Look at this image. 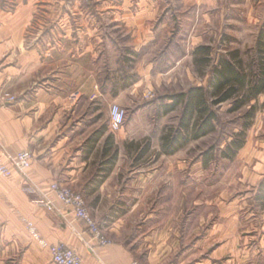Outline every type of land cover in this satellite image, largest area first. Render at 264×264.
Segmentation results:
<instances>
[{"label":"crops","instance_id":"0c3cea01","mask_svg":"<svg viewBox=\"0 0 264 264\" xmlns=\"http://www.w3.org/2000/svg\"><path fill=\"white\" fill-rule=\"evenodd\" d=\"M233 14L253 20L264 14V0H0V97H15L0 107V154H33L28 171L0 178V264H54L27 222L50 246L77 251L83 264H233L217 259L238 248L243 255L249 247L253 255L264 251L263 228L240 230L246 199L200 205L198 194L172 197L185 168L162 158L178 152L161 149L159 165H151L149 132L136 149L131 124L117 132L110 126V108L123 105V95L138 106L158 58L173 61L169 72L191 62L197 84L190 89L207 88L214 54L202 65L195 50L213 48ZM186 42L192 53L173 56L171 47ZM53 183L84 197L110 245L96 246L50 193ZM185 202L195 203L188 214Z\"/></svg>","mask_w":264,"mask_h":264},{"label":"rangeland","instance_id":"374dc122","mask_svg":"<svg viewBox=\"0 0 264 264\" xmlns=\"http://www.w3.org/2000/svg\"><path fill=\"white\" fill-rule=\"evenodd\" d=\"M252 19L240 14L232 15L231 26L226 27L215 39L212 48L215 63L220 57L228 56L235 51H238L239 57L245 61L246 65L252 63L255 59L258 27L264 19V14L253 15ZM171 51L173 56L179 57L192 53V47L186 42L184 45L172 46ZM168 58L162 60L158 58L152 72L154 79L149 77L148 80H145L144 86L140 89L137 107L132 105L131 101L134 98L130 95H123V105H119L127 114L124 126L128 123L131 124L130 134H133L134 139L138 140L137 143L135 142L136 149L137 146L140 147L145 143V139L149 138L143 139V136L150 133L148 146H150L151 153L149 156L151 165L155 166L159 165L161 140L164 136L174 134L173 132L179 126L183 111V107L179 106L174 112L168 115L163 114V106L168 102L165 98L171 94L187 92L190 87L197 84V81L191 78V67L193 66L191 62L183 63L177 69L174 68V71L169 72L175 64ZM206 72L207 69L201 68L200 78L205 76ZM155 73H160L162 76L157 79ZM132 76L135 75H128L131 81L133 80ZM118 80L119 78H114V81ZM134 80L141 81L137 76ZM253 105L257 106V113L251 121L252 125L242 136L243 125L248 121L246 113ZM232 106L233 103L228 102L215 108L218 119L214 133L198 141H192L178 151V154L167 156V159L162 158V162L165 161L167 166L183 165L185 168L184 185L179 187L176 192L169 191L168 193L172 194V197L177 195L178 198L183 197L184 200H194L198 194L200 205L214 200L231 199L234 202L236 199H246L247 206L242 214L245 213L247 219L242 216L240 230L251 234L261 228L264 229V203L257 199L260 183L264 179V94L238 111L230 112ZM239 138L245 140L244 147L235 158H226L225 152H227L228 145ZM141 141L143 142L141 143ZM148 160L149 157L145 161ZM130 163L129 159L125 160L124 164L127 166ZM193 205L195 203L185 202L183 204L187 209V214L193 211ZM171 209L173 213H176L179 207H171ZM242 250L241 248L233 250L231 255L221 257L217 259V262L264 264V251L253 255V249L249 247L247 254L243 255Z\"/></svg>","mask_w":264,"mask_h":264},{"label":"trees","instance_id":"16d2710c","mask_svg":"<svg viewBox=\"0 0 264 264\" xmlns=\"http://www.w3.org/2000/svg\"><path fill=\"white\" fill-rule=\"evenodd\" d=\"M211 51V47H199L195 50V54L201 57L200 64L211 62V59L207 58ZM262 94H264V24L255 47V59L250 65H246L239 57L238 51L232 52L218 59L207 88L193 87L185 93L165 98L168 102L163 106V114L168 115L179 106L183 107V111L174 134L163 137L162 149L167 154H175L192 141L209 136L216 131L218 119L216 107L232 102L230 112H235L248 106ZM257 110V106L253 105L246 113L248 121L243 125L242 136L252 125L251 121ZM244 145V139L233 141L228 145L225 157L235 158ZM257 199L264 203V179L260 183Z\"/></svg>","mask_w":264,"mask_h":264},{"label":"built area","instance_id":"2783aa9c","mask_svg":"<svg viewBox=\"0 0 264 264\" xmlns=\"http://www.w3.org/2000/svg\"><path fill=\"white\" fill-rule=\"evenodd\" d=\"M85 3H89L91 0H82ZM15 102V97L9 96L6 99L0 97V107L9 105ZM126 111L119 105L114 104L110 108V126L115 132L121 130L126 122ZM33 164V154L29 151H23L16 155V157L8 156L4 153L0 154V178H9L14 172L24 173L28 171ZM50 193L63 204V206L70 210V212L81 221L86 231L90 234L92 240L96 246H108L112 243L103 232L100 225L93 219L90 211L86 205L84 197L71 190L70 188L63 186L59 183H53L50 186ZM49 211L54 210V206L51 201L44 203ZM27 228L30 236L33 240L39 242V244L48 248L54 264H83L82 256L75 250L69 248L64 244L49 245L41 239L36 226L32 222H27ZM127 264H140L139 262H130Z\"/></svg>","mask_w":264,"mask_h":264}]
</instances>
